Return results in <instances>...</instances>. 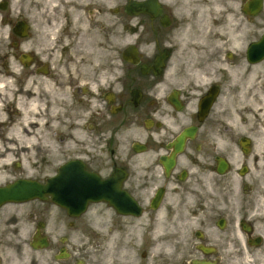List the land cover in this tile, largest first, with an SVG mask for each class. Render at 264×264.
<instances>
[{
    "label": "flooded vegetation",
    "instance_id": "flooded-vegetation-1",
    "mask_svg": "<svg viewBox=\"0 0 264 264\" xmlns=\"http://www.w3.org/2000/svg\"><path fill=\"white\" fill-rule=\"evenodd\" d=\"M142 1L0 0L1 112L23 86L55 123L23 178L78 160L105 193L97 226L1 206L0 264H264V0Z\"/></svg>",
    "mask_w": 264,
    "mask_h": 264
},
{
    "label": "bare ground",
    "instance_id": "bare-ground-1",
    "mask_svg": "<svg viewBox=\"0 0 264 264\" xmlns=\"http://www.w3.org/2000/svg\"><path fill=\"white\" fill-rule=\"evenodd\" d=\"M9 88L17 98V113L9 112L11 115L6 118L1 112L5 104L0 105V123L5 125L0 133V184L10 178V166L16 161L18 153H22L20 159L23 161V151L34 147H54L53 136L48 130L55 123L53 119H45L37 92L23 86Z\"/></svg>",
    "mask_w": 264,
    "mask_h": 264
},
{
    "label": "water",
    "instance_id": "water-1",
    "mask_svg": "<svg viewBox=\"0 0 264 264\" xmlns=\"http://www.w3.org/2000/svg\"><path fill=\"white\" fill-rule=\"evenodd\" d=\"M69 171L68 165L64 166L60 170V174L49 180V183L46 185H42L36 181L22 179L5 187H0V205L6 202L25 201L36 196H43L45 193H52L56 198L63 192L66 194V188L68 187L69 190L73 187H81L84 189L80 193L83 196V200L76 202V205L80 206L77 211L83 210L88 199H93L94 201L101 199V181L96 175L87 173L83 168H77L74 175L75 178L69 180V178L73 177L68 176ZM58 202L67 207L71 204V202L64 199Z\"/></svg>",
    "mask_w": 264,
    "mask_h": 264
},
{
    "label": "rangeland",
    "instance_id": "rangeland-1",
    "mask_svg": "<svg viewBox=\"0 0 264 264\" xmlns=\"http://www.w3.org/2000/svg\"><path fill=\"white\" fill-rule=\"evenodd\" d=\"M53 141H54V146H55L56 145V140L54 139V137H53ZM50 150L53 151V152L55 151L54 149H50ZM47 151H48L47 149L43 150L42 148H39V147H34L30 151H23V161L20 159L22 153H18L16 155V158L18 160L16 159L17 161H15L10 166V169H11L10 177L12 176L11 178L14 179V178H17V177H21L23 175L36 176L37 175V167L43 165L45 163L47 157L51 158V157L54 156V155L47 156V154H46ZM49 153H51V152H49ZM58 158H59V156H58ZM17 162H22L21 164H23V165L19 166V167H15V163H17ZM31 164H34V165L36 164V165L34 167H32ZM30 166L33 169L30 168ZM100 210H101V205L100 204H92L89 207V210H88L89 211V215L88 216L92 217V219H91L92 221L96 220V222H95L96 226L98 225V222H99V211ZM95 218H97V219H95ZM94 257L99 258L98 253Z\"/></svg>",
    "mask_w": 264,
    "mask_h": 264
}]
</instances>
